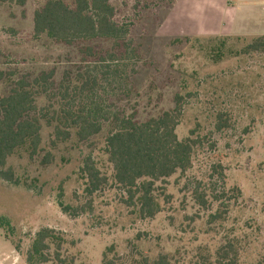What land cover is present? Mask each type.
I'll use <instances>...</instances> for the list:
<instances>
[{
	"label": "rangeland",
	"instance_id": "rangeland-1",
	"mask_svg": "<svg viewBox=\"0 0 264 264\" xmlns=\"http://www.w3.org/2000/svg\"><path fill=\"white\" fill-rule=\"evenodd\" d=\"M45 1L0 5V97L14 82L41 72L52 71L55 83L65 73L72 79L85 65L83 58L95 60L81 53L85 47L115 50L111 40L69 46L45 34L34 36L33 13ZM110 3L114 20L128 25L139 56L129 66L135 71L127 91L110 102L142 122L172 109L180 97L175 133L195 142L190 167L155 183L160 211L140 219L113 181L105 151L109 125L86 141L72 133L54 143L52 127L43 123L38 154L31 159L16 152L6 163L16 182L0 179V218L8 224L0 226V264H26L42 228L60 234L62 256L71 264H102L109 248L122 264L159 255L169 264H216L223 245L232 247L230 260L235 251L234 264H264V52H243L264 32V0ZM36 103L47 107L54 100L49 94V101L40 97ZM220 113L225 122L217 130ZM88 158L107 181L91 196L82 172ZM79 209L83 212L75 215Z\"/></svg>",
	"mask_w": 264,
	"mask_h": 264
},
{
	"label": "trees",
	"instance_id": "trees-1",
	"mask_svg": "<svg viewBox=\"0 0 264 264\" xmlns=\"http://www.w3.org/2000/svg\"><path fill=\"white\" fill-rule=\"evenodd\" d=\"M110 2L72 0V5H68L63 0H46L34 11L32 21L36 37L45 34L69 46L77 42L111 40L115 50L95 52L93 48L85 47L81 53L95 60L87 62L83 58L85 65L72 79L65 73L55 83L52 71L41 72L32 79L14 82L8 93L0 97V179L16 182L14 172L6 165L8 158L16 152L23 150L31 159L38 154L43 123L52 127L54 143L67 141L72 133L78 141H86L100 133L104 125H109L105 151L112 166L113 181L126 196L124 204L134 208L140 219H151L160 211L155 183L190 167L195 142L189 137L179 140L176 136L175 129L182 114L180 97L176 98L172 109L142 122L125 115L110 102L109 97L127 91L135 71L134 67L128 71L129 66L139 58L128 39V25L114 20L115 11ZM2 4L23 6L25 0H0ZM243 52H264V36L252 40ZM49 94L54 103L39 108L37 99L44 97L49 101ZM222 115L217 116V130L224 127ZM49 160V154H46L43 163L47 164ZM82 172L87 180L88 196L107 182L89 158L85 160ZM215 172L223 180L221 171ZM213 198L219 200V196ZM196 200L201 207L205 206L202 195L198 194ZM59 206L67 212L68 207L61 202ZM81 212L82 209L74 210L75 215ZM216 216L218 214L212 217ZM3 222L0 218V226L8 225ZM63 242L54 229H40L27 251L26 264H71L62 256ZM231 248L223 245L217 250L216 264H234L235 251L229 259ZM111 250L103 253L102 264H122L111 256ZM136 264L169 262L166 255H159L152 261L142 258Z\"/></svg>",
	"mask_w": 264,
	"mask_h": 264
},
{
	"label": "crops",
	"instance_id": "crops-1",
	"mask_svg": "<svg viewBox=\"0 0 264 264\" xmlns=\"http://www.w3.org/2000/svg\"><path fill=\"white\" fill-rule=\"evenodd\" d=\"M261 36H264V32H262Z\"/></svg>",
	"mask_w": 264,
	"mask_h": 264
}]
</instances>
